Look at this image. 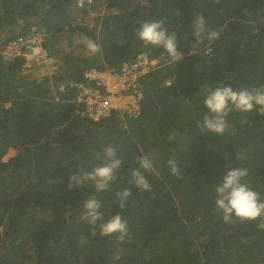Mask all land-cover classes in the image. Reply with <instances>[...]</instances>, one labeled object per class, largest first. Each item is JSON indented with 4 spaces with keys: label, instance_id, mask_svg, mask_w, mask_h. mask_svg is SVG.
<instances>
[{
    "label": "trees",
    "instance_id": "obj_1",
    "mask_svg": "<svg viewBox=\"0 0 264 264\" xmlns=\"http://www.w3.org/2000/svg\"><path fill=\"white\" fill-rule=\"evenodd\" d=\"M77 1L0 0V264H264L259 219L226 223L215 203V186L230 168H247L245 182L264 200V116L233 111L222 135L197 127L209 87L264 84V0H147L143 6L135 0L133 9L119 12L114 9L122 0H93L89 7ZM102 3L106 10L99 9ZM91 10L100 11L97 21L81 25ZM197 14L218 33L215 40L197 42ZM154 20L176 33L184 56L179 62L138 39L140 24ZM36 21L58 58V72L42 79L22 74V58L2 55ZM75 33L101 50L92 59L60 53L57 36ZM140 53L162 65L140 79L139 115L82 117L75 84H89L84 72L119 70ZM173 132L176 139L169 141ZM108 144L123 162L96 198L104 221L117 213L127 221L123 241L118 233L101 236L98 228L92 235L82 201L95 189L69 184L70 176L107 162ZM11 148L16 153L5 159ZM141 155L153 160L145 172L150 191L132 183ZM170 157L182 178L171 173ZM124 189L131 195L121 209L117 193Z\"/></svg>",
    "mask_w": 264,
    "mask_h": 264
},
{
    "label": "clouds",
    "instance_id": "obj_2",
    "mask_svg": "<svg viewBox=\"0 0 264 264\" xmlns=\"http://www.w3.org/2000/svg\"><path fill=\"white\" fill-rule=\"evenodd\" d=\"M214 2L219 3V0H214ZM163 23L162 20L143 22L140 24L139 28L136 29V35L145 45L162 47L177 63L182 60L184 56L177 50L176 33H169L168 30L164 28ZM192 27L193 35L197 39V42H202L205 38L208 40H215L218 37L217 32L210 31L207 28L206 19L203 14L196 15ZM82 41L87 50L86 54L88 55H95L101 50L100 45L87 36L83 37ZM3 51L2 55L4 57ZM4 59L9 60L5 57ZM22 59L24 60V58ZM203 104L207 112L204 114L202 121L198 122L197 127L202 133L211 132L216 135H222L227 128L226 117L233 111L250 112L255 110L260 116H264V84L251 89L236 90L231 86L223 85L215 88L209 87ZM167 139L169 141H174L176 139L175 132L170 134ZM104 153L107 158L106 163L94 167L82 177L70 176L69 184L73 183V181L76 187L82 186L83 184H90L95 189L94 195L82 201L85 210L84 219L90 224L92 235H96V229L98 228L101 236H110L114 233H118V239L123 241L124 237L127 235V221L123 219L119 213L104 221L103 213L100 211L101 202L96 198L97 193L106 191L110 188L112 182L116 180L117 171L120 169L123 162L122 159L117 156V152L112 144H108L104 147ZM136 159L139 167L132 171V183L142 191H150L151 186L145 176V172L152 170L153 160L149 155H141ZM167 163L171 173L177 176V178H182L180 168L176 164L175 159L170 157ZM247 175V168H230L224 175L222 182L215 186L217 197L215 203L217 208L222 210L223 220L226 223H235L236 220L255 221L259 219L260 222L256 227L258 230H264V200H261L260 194L252 190L249 184L245 182V177H247ZM130 195L131 192L128 189H124L122 192L117 193L119 197V207L121 209L125 207L127 198ZM98 221H100L99 224Z\"/></svg>",
    "mask_w": 264,
    "mask_h": 264
},
{
    "label": "built area",
    "instance_id": "obj_3",
    "mask_svg": "<svg viewBox=\"0 0 264 264\" xmlns=\"http://www.w3.org/2000/svg\"><path fill=\"white\" fill-rule=\"evenodd\" d=\"M92 2L93 0H78V6L89 7ZM96 21L93 11L87 14V18L79 19L81 25L89 26ZM48 39L50 35L44 27L33 25L25 35L7 43L3 51L4 57L9 60L20 57L25 62L34 61L54 69L56 73L58 59L53 53V47L47 44ZM161 65L160 59L140 53L134 60L125 62L119 70H86L84 74L89 84H75L79 91L76 100L79 105H83L79 110L80 115L94 121L114 112L119 116L139 115L144 94L140 79Z\"/></svg>",
    "mask_w": 264,
    "mask_h": 264
},
{
    "label": "rangeland",
    "instance_id": "obj_4",
    "mask_svg": "<svg viewBox=\"0 0 264 264\" xmlns=\"http://www.w3.org/2000/svg\"><path fill=\"white\" fill-rule=\"evenodd\" d=\"M140 1H141L142 6L148 3L147 0H140ZM136 5L137 4H136L135 0H130V1L122 0L120 5L116 6V8L114 9V12L126 11L128 9H133ZM105 8H106V4H104V3H102L99 6V9L104 10ZM93 12L96 15V18L98 19L97 16L99 15L100 11L99 12L93 11ZM102 12H106V11H101V13ZM82 18L83 19L87 18V13H86V16L82 17ZM36 23H38V22L37 21L33 22L31 26L37 25ZM24 25H25L24 21L20 20L19 21V27L24 26ZM3 37H6L5 34L3 35ZM60 37L61 36L58 35L56 38V41H55V43L57 44L56 46L60 47V49H61L60 53H63V52L66 53V52L71 51V53L75 59H77L78 57H82L81 55L83 53H84L83 56H87L90 59L93 58V55L86 54L87 50H84V48H82L80 46L83 42L82 41L83 37H81L79 34L75 33L73 37H71V36H66V37H61V38ZM53 53H55V50H53ZM54 71L55 70L52 68L37 64L36 62L32 61V62H24L22 74L28 75V76L31 75V77H37L38 79H42L44 76L51 75L52 73H54ZM170 81H172V80L169 79L167 82L170 83ZM143 98H144V94H143ZM15 153H16L15 150L13 148H11L9 150V152L6 154L5 159H8L9 157L13 156Z\"/></svg>",
    "mask_w": 264,
    "mask_h": 264
}]
</instances>
